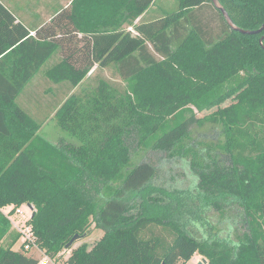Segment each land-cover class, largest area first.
Masks as SVG:
<instances>
[{
	"label": "trees",
	"instance_id": "obj_1",
	"mask_svg": "<svg viewBox=\"0 0 264 264\" xmlns=\"http://www.w3.org/2000/svg\"><path fill=\"white\" fill-rule=\"evenodd\" d=\"M97 1L115 5L97 26L63 9L33 35L0 2V208L31 205L36 243L58 264L66 250L64 264H187L195 253L204 264H264V88L196 119L222 134L204 152L187 133L171 148L163 143L195 112L264 76V29H230L211 0H178L175 13L137 21L154 0ZM219 2L239 28L264 24V0ZM205 6L220 19L216 34L202 26ZM40 70L70 91L79 86L54 112L73 141L41 136L17 103ZM133 141L187 159L193 191L153 184L156 168L131 162ZM223 219L243 231L222 235ZM91 222L102 236L67 247ZM19 235L0 215V264H38L23 245L13 248Z\"/></svg>",
	"mask_w": 264,
	"mask_h": 264
},
{
	"label": "rangeland",
	"instance_id": "obj_2",
	"mask_svg": "<svg viewBox=\"0 0 264 264\" xmlns=\"http://www.w3.org/2000/svg\"><path fill=\"white\" fill-rule=\"evenodd\" d=\"M165 13H175L178 11V0H158L154 4V8L147 13L149 17L160 15L161 12ZM163 14V15H164ZM200 19L202 21V26L205 30L211 31L212 34H216L220 28V19L215 12V10L209 6L202 7L198 12ZM146 17V15H145ZM55 56L53 57V59ZM51 59V61H53ZM50 63V61L48 62ZM43 72L40 70L38 74L34 75L33 78L26 84L22 92L17 97V103L24 108L33 118H35L39 123H41L39 134L45 137L50 142H57L62 139L63 141H73V137H70L65 131H63L57 124L54 117V112L60 104L63 103L65 98L72 92L70 91V84L67 82L55 83L50 79L42 76ZM104 74L107 77L113 75V69H104ZM79 86H76L73 91H76ZM264 88V76H260L252 80L249 84H246L239 89L225 95L218 101L214 102L208 108L203 111L195 112V115L190 118L185 124H183L179 129L174 132L169 133L163 138V143L166 147L171 148L178 141V139L187 133L185 142L191 146L197 148L204 152V146L208 144H215L217 141L222 140V134L220 133V127L213 125L211 123L198 124L196 122L197 118H200L214 110L233 103L239 99L244 98L252 91ZM195 111V109H194ZM131 148V162L133 164L146 161L151 163L157 170V175L153 179L152 183L158 186H163L166 189L173 190H190L193 191V187L196 183L197 176L191 169L189 161L185 158L174 157L168 158L164 151H150L138 149L134 145V141L130 144ZM204 153L202 154V156ZM22 209L23 214L17 213L14 209L11 210V204L5 205L0 208V215L6 219L9 223V231L20 234V227L30 224L32 226V216L33 207L28 204H22L18 206ZM239 214L238 211L235 210ZM210 220L216 223L217 220L216 213L209 214ZM240 216L238 215L237 218ZM217 226V223H216ZM243 231V226L241 221H226L219 225V230L221 234L226 235L228 232H233L234 230ZM103 234V230L94 225L91 222L88 233L77 238L72 247H76L82 243H87L92 246L95 241H97ZM23 238L21 234L17 242L13 245L15 250H21ZM35 257L38 259H44L46 256L49 258V264H58L56 261L48 256L44 250L39 246L38 249H33L31 251ZM69 251L66 250L62 252L61 259H59L61 264H64V259L68 256ZM204 261L200 260V262ZM192 264H198L193 262Z\"/></svg>",
	"mask_w": 264,
	"mask_h": 264
},
{
	"label": "crops",
	"instance_id": "obj_3",
	"mask_svg": "<svg viewBox=\"0 0 264 264\" xmlns=\"http://www.w3.org/2000/svg\"><path fill=\"white\" fill-rule=\"evenodd\" d=\"M156 1L158 0H154V2L149 6L148 12L154 8ZM0 2L3 3L8 10H10V12L15 16L17 22H20L27 27L29 33H31L30 35L35 34L36 30L49 23L52 17L58 11H62L63 9H67L68 11L70 10V16H73V18L79 23H81L79 21L80 17L83 22L81 25L87 26L88 24H93L97 26V21L101 18L100 13L106 14L107 18H109L110 12L113 11L112 8L115 7L111 1L100 4V1L97 0H78V3L76 4L74 3V0H0ZM102 5L105 7H102ZM100 10L101 12H99ZM162 14H164V11H162L160 15ZM145 15L147 16V14H143L136 19V21L141 18L143 19ZM127 29L132 33H136L131 26ZM77 34L78 36L82 35L81 32H78ZM54 56L55 58L53 59ZM58 57L59 54L56 53L51 57V59L55 61ZM51 59L47 61L46 65L53 63ZM49 61L50 63H48ZM96 66L97 65L95 64L89 73H91ZM42 76H44V74H42ZM191 260L199 264L200 260H203V257L198 253H195L187 264H192L190 263Z\"/></svg>",
	"mask_w": 264,
	"mask_h": 264
},
{
	"label": "built area",
	"instance_id": "obj_4",
	"mask_svg": "<svg viewBox=\"0 0 264 264\" xmlns=\"http://www.w3.org/2000/svg\"><path fill=\"white\" fill-rule=\"evenodd\" d=\"M11 210H12V206H11ZM14 210L19 214H23L22 209L19 207L14 208ZM20 234L21 237L23 238L21 244L23 245V250L31 252L35 248L38 249L36 238L32 226L30 224L26 225L24 223V225L20 227ZM38 264H49V258L46 256L44 259H39Z\"/></svg>",
	"mask_w": 264,
	"mask_h": 264
},
{
	"label": "water",
	"instance_id": "obj_5",
	"mask_svg": "<svg viewBox=\"0 0 264 264\" xmlns=\"http://www.w3.org/2000/svg\"><path fill=\"white\" fill-rule=\"evenodd\" d=\"M212 5L214 6L215 9H217L221 15L223 16L226 24L230 27V29L234 30V31H239L241 33H259L264 29V24H262L258 29L255 30H246V29H242L239 28L238 26H236L233 21L231 20V18L229 17L227 11L224 9V7L221 5V3L219 2V0H211ZM262 38H260V42L262 41ZM78 238V235H75L71 238V240L68 242L67 247L72 245L74 243V241ZM199 264H204L203 261H201Z\"/></svg>",
	"mask_w": 264,
	"mask_h": 264
}]
</instances>
